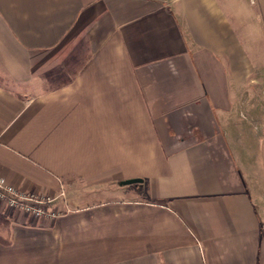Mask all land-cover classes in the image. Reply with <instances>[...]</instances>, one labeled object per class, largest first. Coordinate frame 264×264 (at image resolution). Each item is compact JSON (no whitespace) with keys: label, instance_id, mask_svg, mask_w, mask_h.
Listing matches in <instances>:
<instances>
[{"label":"crops","instance_id":"obj_1","mask_svg":"<svg viewBox=\"0 0 264 264\" xmlns=\"http://www.w3.org/2000/svg\"><path fill=\"white\" fill-rule=\"evenodd\" d=\"M260 68L264 0H0V264H264Z\"/></svg>","mask_w":264,"mask_h":264},{"label":"built area","instance_id":"obj_2","mask_svg":"<svg viewBox=\"0 0 264 264\" xmlns=\"http://www.w3.org/2000/svg\"><path fill=\"white\" fill-rule=\"evenodd\" d=\"M0 201L10 210H19L32 217L40 218L48 215L46 213L48 207L42 208V206L50 205L54 200L20 195L4 179L0 178Z\"/></svg>","mask_w":264,"mask_h":264},{"label":"rangeland","instance_id":"obj_3","mask_svg":"<svg viewBox=\"0 0 264 264\" xmlns=\"http://www.w3.org/2000/svg\"><path fill=\"white\" fill-rule=\"evenodd\" d=\"M249 93H251L252 96H260V99H264V68H260L258 70H256V72L254 73V82H252V84H250L249 89H248ZM254 100V99H253ZM262 101V100H260ZM253 103V102H252ZM253 104H255L254 109L256 108L257 111L260 110L261 113L264 114V102H254ZM258 105H261V108L258 107ZM42 206V205H41ZM49 207V205H43L42 208H46ZM54 212V211H53ZM9 213H14L15 217L22 215L21 213H25L19 210L13 211V210H8V214ZM48 215H50L51 212H46ZM2 227L0 224V229H2ZM2 231V230H0Z\"/></svg>","mask_w":264,"mask_h":264},{"label":"water","instance_id":"obj_4","mask_svg":"<svg viewBox=\"0 0 264 264\" xmlns=\"http://www.w3.org/2000/svg\"><path fill=\"white\" fill-rule=\"evenodd\" d=\"M139 181H140V180H138V179H134V180H129L128 183H129V184H132V183H136V182H139Z\"/></svg>","mask_w":264,"mask_h":264}]
</instances>
